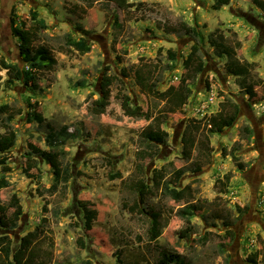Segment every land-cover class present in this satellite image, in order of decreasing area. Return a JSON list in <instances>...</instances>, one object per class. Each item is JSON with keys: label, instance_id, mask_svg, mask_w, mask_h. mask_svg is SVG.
<instances>
[{"label": "rangeland", "instance_id": "1", "mask_svg": "<svg viewBox=\"0 0 264 264\" xmlns=\"http://www.w3.org/2000/svg\"><path fill=\"white\" fill-rule=\"evenodd\" d=\"M213 2L136 0L128 10L113 4L107 11L101 0H0V106L9 104L14 112L8 119L0 111V133L12 128L17 134L8 152L10 170L0 167V177L9 180L0 202L16 219L8 230L16 245L24 238L33 241L42 223L36 244L46 264H155L166 249L190 264H251L254 253L264 264V10L255 0H231L220 10ZM33 12L47 27L32 46L48 45L57 63L37 73L38 86L7 82L8 68L28 69L13 27L31 26ZM114 14L123 26L118 35ZM217 28L240 60L252 63L250 81L258 98L243 93L225 68L226 56L214 53L208 38ZM82 38L91 46L86 53L68 43ZM194 44L200 47L198 58L185 64ZM186 87L191 105L210 90L217 92L215 108L230 124L211 135L200 123L193 139L205 154L194 150L189 160H176V168H185L176 182L170 171L164 176L159 171L182 155L181 136L191 118L182 108ZM32 113L45 122L38 123ZM79 122L83 125L77 128ZM46 123L57 131L67 125L68 134L52 144ZM150 124L170 133L145 165L143 183L157 185L147 202L160 211L163 225L152 244L133 209L134 187L142 179L135 153L140 132ZM30 143L61 151L63 166L72 170V178L56 192L47 191L54 182L50 164L31 151ZM235 143L243 168L222 154ZM166 182L177 188L192 183L196 193L190 201L176 200L164 193ZM191 201L200 213L179 215ZM82 205L90 208L89 215ZM88 217L91 228L85 226Z\"/></svg>", "mask_w": 264, "mask_h": 264}, {"label": "trees", "instance_id": "2", "mask_svg": "<svg viewBox=\"0 0 264 264\" xmlns=\"http://www.w3.org/2000/svg\"><path fill=\"white\" fill-rule=\"evenodd\" d=\"M102 5L106 8H109L113 4L121 9L128 10L134 6H137L136 0H101ZM231 0H214L212 7L215 10H219L224 5L230 4ZM258 7L264 10V1L263 0H255ZM33 24L27 28L13 27V33L20 40V54L22 60L28 65V69L24 70L19 68L18 66H12L7 69L8 81L12 80H26L31 82L32 85L38 86L37 73L44 69L50 68L57 63V59L50 49V47L46 44H40L36 47L32 46L35 40H38L39 33L42 29L47 27V24L44 19H38L37 13H32ZM14 21V20H12ZM113 25L116 35L119 34L120 30H122V24L119 22V17L114 14V22ZM82 29V27H81ZM84 34L90 35V31L83 29ZM208 42L211 46H213L214 53L223 57L226 56L227 61L225 63L226 70L236 76V81L238 82L241 90L244 94H248V98L256 99L258 98V93L255 90V84L250 81V74L252 69V63L249 61L243 62L237 56V50L235 46L230 45L226 41L225 34L220 28H217L214 33H211ZM68 43L74 46L77 50L82 53H86L91 50V46L88 43L86 38H82L79 40L69 39ZM200 47L197 44H194L191 47V51L188 54L187 58L184 60L185 64H189L198 58V51ZM170 58L175 59L177 57L176 52H172L169 50ZM201 66V65H200ZM134 74L141 81L145 79L142 76L141 71L134 70ZM1 88V86H0ZM186 95L185 101L182 104L186 103L188 100V94H190V90L188 87L185 88ZM264 99L263 97H261ZM231 107H233L236 111L239 110L238 103H229ZM222 105H225L222 103ZM30 106H34L30 104ZM1 112L8 113V119H12L14 112L11 109L9 104H4L0 106ZM33 114V113H32ZM33 118L40 124L45 122V118L38 114H33ZM202 120H197L195 118L188 119L186 123V128L181 136V141L183 144L182 155L179 157H175L173 160L167 162L162 165L159 173L163 175V172L170 171V180H174L178 182L183 174L185 173V168H176V160L183 161L189 160L192 157L193 151L196 152L202 151L205 152L204 149L198 147L193 139V134L197 132L200 128V123ZM210 125L208 126V132L212 135L214 133L222 132L225 127H227L230 123L221 117L219 112L211 115L209 118ZM49 129V141L53 144L59 135H67L68 134V126H63L59 131L56 130L54 126L50 123H46ZM83 125L82 122L77 123V128H80ZM246 127H243L245 129ZM78 131V130H77ZM17 138L16 132L12 128H8L7 132L0 133V167L8 171L10 167L7 166V162L9 160L8 152L15 145ZM170 138V133L156 125L150 124L145 129H143L139 134V147L135 153L136 157V171L142 178L141 184L136 185L134 187L135 193L138 197V200L134 203L133 209L140 215V219L143 224L146 226V239L149 243H156L159 237L162 234V221H161V213L153 206H151L147 202V197L150 194L154 193L155 188L157 187L156 183L149 185L147 183H143V179L147 174V168L145 167L147 160L153 159V157L158 152L161 146H164L168 143ZM236 143L230 148H223V155H230L232 159L238 164L240 168H243L242 163L239 161V155L236 152ZM31 151L41 155L44 160L50 164L53 173H54V182L51 187L47 189L49 193L56 192L60 186H64L66 182H68L72 176L73 172L69 168H65L61 161L62 152L59 150L52 149H44L39 145L30 143ZM206 148V147H205ZM210 153H212L211 147L208 148ZM205 154V153H204ZM120 176L116 174L113 178ZM225 182L229 180V174L227 173L224 177ZM196 182V181H195ZM143 184V185H142ZM9 186V180L5 176L0 177V190L3 188H7ZM164 193L171 196L176 200L182 199H192L195 195L196 189L192 187V183H188L183 187L177 188L170 186L169 182H166L164 185ZM84 212L86 215L90 214V208L87 205H82ZM201 207L196 202H189L184 208L178 211V214L182 217L194 216L198 215L201 211ZM43 211H47V206L43 207ZM43 223L47 222V218L43 217ZM227 224V223H225ZM17 225L15 217L9 215L7 206L0 202V264H46L43 259V251L37 246L38 235L41 229L42 223H40L36 227V231L33 233V241H30L26 238L22 239L18 245L15 244L12 237L8 233V230H11L13 227ZM86 228H91L92 222L91 219H88L85 222ZM257 253H254L253 257L249 259L251 264H258L256 260ZM155 264H190L184 258V256L176 250H161V254L159 259Z\"/></svg>", "mask_w": 264, "mask_h": 264}, {"label": "built area", "instance_id": "3", "mask_svg": "<svg viewBox=\"0 0 264 264\" xmlns=\"http://www.w3.org/2000/svg\"><path fill=\"white\" fill-rule=\"evenodd\" d=\"M217 92H213V90L207 93L202 98H196V103L192 102L188 104V101L184 103L183 110L186 113H191L189 116L191 118H195L197 120H202L204 123L210 125L209 118L211 115L215 114L218 110V105L215 108L217 102ZM203 95V94H202ZM219 104V103H218Z\"/></svg>", "mask_w": 264, "mask_h": 264}, {"label": "clouds", "instance_id": "4", "mask_svg": "<svg viewBox=\"0 0 264 264\" xmlns=\"http://www.w3.org/2000/svg\"><path fill=\"white\" fill-rule=\"evenodd\" d=\"M187 101H188V100H187ZM183 112H184V111H183ZM217 112H218V110H217ZM217 112H216V113H217Z\"/></svg>", "mask_w": 264, "mask_h": 264}, {"label": "crops", "instance_id": "5", "mask_svg": "<svg viewBox=\"0 0 264 264\" xmlns=\"http://www.w3.org/2000/svg\"><path fill=\"white\" fill-rule=\"evenodd\" d=\"M224 6H227V5H224ZM220 10V9H219Z\"/></svg>", "mask_w": 264, "mask_h": 264}]
</instances>
